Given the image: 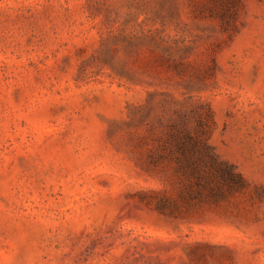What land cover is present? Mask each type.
Listing matches in <instances>:
<instances>
[{
  "label": "rangeland",
  "instance_id": "rangeland-1",
  "mask_svg": "<svg viewBox=\"0 0 264 264\" xmlns=\"http://www.w3.org/2000/svg\"><path fill=\"white\" fill-rule=\"evenodd\" d=\"M0 264H264V0H0Z\"/></svg>",
  "mask_w": 264,
  "mask_h": 264
},
{
  "label": "trees",
  "instance_id": "trees-1",
  "mask_svg": "<svg viewBox=\"0 0 264 264\" xmlns=\"http://www.w3.org/2000/svg\"><path fill=\"white\" fill-rule=\"evenodd\" d=\"M173 137L175 139L176 145L181 149V154L178 157V161L182 167H187L192 169L193 172H196V177L200 181L202 177H207L211 172L202 174L199 172V165L195 164V160L198 157V160H205L209 159L213 162H210V166H216L217 162L214 159V155L210 152V146L208 145L207 141L198 133V132H191L188 130L178 131L173 133ZM198 153V156H197ZM220 171V176L225 179L231 177V179H235L238 177V173L234 172L232 169H227L223 167L218 168ZM201 182V181H200Z\"/></svg>",
  "mask_w": 264,
  "mask_h": 264
}]
</instances>
